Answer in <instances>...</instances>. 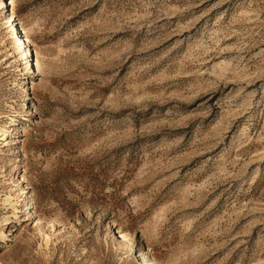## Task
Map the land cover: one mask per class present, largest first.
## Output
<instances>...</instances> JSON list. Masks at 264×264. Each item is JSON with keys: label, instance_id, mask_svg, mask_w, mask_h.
Wrapping results in <instances>:
<instances>
[{"label": "rangeland", "instance_id": "obj_1", "mask_svg": "<svg viewBox=\"0 0 264 264\" xmlns=\"http://www.w3.org/2000/svg\"><path fill=\"white\" fill-rule=\"evenodd\" d=\"M0 264H264V0H0Z\"/></svg>", "mask_w": 264, "mask_h": 264}, {"label": "bare ground", "instance_id": "obj_2", "mask_svg": "<svg viewBox=\"0 0 264 264\" xmlns=\"http://www.w3.org/2000/svg\"><path fill=\"white\" fill-rule=\"evenodd\" d=\"M9 15H10V19L7 20V23H8L9 26H11V25L14 26L13 32L16 35V34H18V26L16 24V18H15V16H14L13 13H10ZM17 37L19 38L20 35H17ZM19 43H21V45H22V48L20 49V51H23L24 50L26 52V54L24 56V59L29 58L27 64H30V69H34L35 70V75H39L40 73H39V67H38V65L34 62V60L31 59L32 56H29L30 50L28 49V46H26L27 40L25 38H21L20 37L19 38ZM122 238H123V240H126V237L125 236H122Z\"/></svg>", "mask_w": 264, "mask_h": 264}]
</instances>
